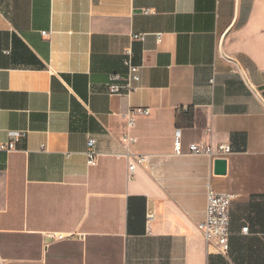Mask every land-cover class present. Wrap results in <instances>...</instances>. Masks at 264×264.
<instances>
[{"label": "crops", "instance_id": "1", "mask_svg": "<svg viewBox=\"0 0 264 264\" xmlns=\"http://www.w3.org/2000/svg\"><path fill=\"white\" fill-rule=\"evenodd\" d=\"M126 49L138 89L109 94ZM133 106L150 114L130 128ZM12 130L0 264H264V0H0V142ZM191 143L229 144L226 172ZM209 189L233 196L226 254L198 229Z\"/></svg>", "mask_w": 264, "mask_h": 264}, {"label": "built area", "instance_id": "2", "mask_svg": "<svg viewBox=\"0 0 264 264\" xmlns=\"http://www.w3.org/2000/svg\"><path fill=\"white\" fill-rule=\"evenodd\" d=\"M41 34L45 37L49 36L50 32L42 31ZM133 38L141 39L143 34H133ZM161 34H157V41H161ZM130 49L125 50V64L128 67V72L124 75L111 74L105 84V91L109 94L115 95H131L138 89V83L140 81L139 66L134 65L130 60ZM150 109L147 107L133 106L129 107L124 114V118L128 127H133L136 120L139 117L148 116ZM25 132L12 130L8 132V140L0 142V151L10 152L16 150L17 141L23 137ZM174 152L175 154H181V130L176 129L174 131ZM132 139L126 134L123 136V140ZM96 139L90 136L86 142V149L84 154L88 164H94L97 159V153L95 151ZM41 146V150H43ZM187 150L189 153L197 155H207L212 159L223 157L230 153L232 148L229 144L221 143L216 146L206 143H191L188 145ZM147 156L138 155L132 158V161H128V178L134 171L137 165L147 164ZM232 195L223 192H216L209 189L207 192L206 211L205 218L198 224V229L204 234L205 238L209 241H213L217 250L226 254L229 249V222H230V205ZM148 219L152 217V214L147 215ZM246 227L243 231H246ZM56 238H63L62 235Z\"/></svg>", "mask_w": 264, "mask_h": 264}, {"label": "water", "instance_id": "3", "mask_svg": "<svg viewBox=\"0 0 264 264\" xmlns=\"http://www.w3.org/2000/svg\"><path fill=\"white\" fill-rule=\"evenodd\" d=\"M226 159L219 157L214 160V173L224 174L226 172Z\"/></svg>", "mask_w": 264, "mask_h": 264}]
</instances>
